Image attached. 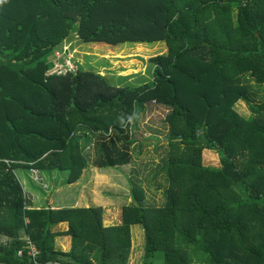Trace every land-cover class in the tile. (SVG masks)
Instances as JSON below:
<instances>
[{
	"label": "trees",
	"instance_id": "1",
	"mask_svg": "<svg viewBox=\"0 0 264 264\" xmlns=\"http://www.w3.org/2000/svg\"><path fill=\"white\" fill-rule=\"evenodd\" d=\"M74 25L84 42L164 41L167 54L137 87L110 85L104 64L46 76ZM117 57L146 69L141 54ZM253 85L264 88V0H0V264H34L27 239L43 264H127L133 225L143 228V264L157 252L163 264H264V97L255 100ZM239 101L249 117L235 111ZM151 104L168 110L165 204L144 206L133 186L114 226L100 206L53 209L58 192L83 180L77 133L93 137L96 168L125 167L132 121ZM206 149L219 168L203 165ZM20 169L66 180L31 208ZM61 223L67 230H54ZM61 236L67 251L56 247Z\"/></svg>",
	"mask_w": 264,
	"mask_h": 264
},
{
	"label": "rangeland",
	"instance_id": "2",
	"mask_svg": "<svg viewBox=\"0 0 264 264\" xmlns=\"http://www.w3.org/2000/svg\"><path fill=\"white\" fill-rule=\"evenodd\" d=\"M139 44H142V46H138ZM63 47L68 48L64 57L71 56L78 70L98 73L92 67V63L97 65L96 69L101 68V64H104L102 65L105 69L103 77L110 85L117 87H137L151 83L153 81V63L151 60L157 56L167 54L164 41L127 42L117 45H109L103 42H84L79 38L77 25L73 26L69 36L63 40L56 50L62 52ZM137 54H141L145 58L146 69L144 72L139 71L136 66L127 67L123 64L124 61L117 57ZM50 60L51 62L55 61L54 55L50 57ZM130 70L135 73L119 76L120 73L125 74ZM253 86L255 100L257 102L262 101L264 88ZM234 109L245 118L250 116L247 106L242 101L237 102ZM167 113L166 108L151 104L145 106L143 112L136 114L132 121L131 130L134 141L131 147V163L119 169L113 167L96 168L92 164L93 137L86 132L77 133L76 136L80 138V143L83 146L86 168L82 182L75 187H70L69 194H74L75 197L81 195L83 198L89 196L102 209L107 207V211L105 213L103 211L102 216L104 225L116 222L121 216L122 207L132 202L129 191L133 186L143 190L144 201L142 204L144 206L161 207L165 204L169 185L165 172L169 156V126L165 122ZM202 161L205 166L220 167L219 154L213 150H204ZM16 173L24 191L34 192L39 196V201L41 200L42 204L45 202L44 197H48L55 186L62 185L66 180L65 172L55 171L49 175L39 173L41 182L35 180V175L31 169H20ZM39 189L41 190L40 194H38ZM68 201H70L69 204L74 202L73 199ZM54 229L65 230V227L58 225ZM0 241L5 242L6 238L1 237ZM143 247L144 232L142 226H131V251L127 264H143ZM154 264H163L162 253L157 252L155 254Z\"/></svg>",
	"mask_w": 264,
	"mask_h": 264
},
{
	"label": "crops",
	"instance_id": "3",
	"mask_svg": "<svg viewBox=\"0 0 264 264\" xmlns=\"http://www.w3.org/2000/svg\"><path fill=\"white\" fill-rule=\"evenodd\" d=\"M165 50H166V48H165ZM53 177H55V176H53ZM39 179H40V176H39ZM40 191L41 190L39 189L38 194H40ZM64 191H66V190H64ZM69 191H70V189L66 192H63V191L58 192L56 194V196H54L53 200L51 199L53 201V203L51 202L50 204L52 205L53 209H55V208L58 209V208H62V207H80V206H88V205L100 206L99 204L95 203L92 200V198L89 196H88V198H83L81 195L75 197L74 194H69ZM26 194H27V203L31 208H42L43 206L46 205V201H48L49 197H50V195L48 197L45 196L44 197L45 202H43V204H42L41 200L39 201V196L36 195L34 192L27 191ZM71 199H73L74 202L72 204H69L70 201H68V200H71ZM106 209H107V207H104V209H103L104 213H105V211H107ZM120 223H121V217H119L116 222L109 223V225L107 224L104 226H114V225H119ZM58 225L64 226L65 230H67V227H68L67 223H61ZM65 230H59V231H65ZM55 242H56L57 249L59 248L61 251H67L70 247V239L66 236L57 237L55 239Z\"/></svg>",
	"mask_w": 264,
	"mask_h": 264
},
{
	"label": "built area",
	"instance_id": "4",
	"mask_svg": "<svg viewBox=\"0 0 264 264\" xmlns=\"http://www.w3.org/2000/svg\"><path fill=\"white\" fill-rule=\"evenodd\" d=\"M65 51H68L67 47H63L62 52L55 50L53 55L55 57V61L51 62L52 66L51 68L46 72V76H65L68 74H75L76 72V65L74 61L72 60L73 58L68 57L65 58L64 54ZM32 173L35 175V180H39V172L37 170L32 169ZM28 240V246L27 249L29 251V255L32 258V262L34 264H43L41 261L38 260V257L40 255V251ZM21 251L18 252V255H21ZM45 264H66L65 262L62 261H49L46 262Z\"/></svg>",
	"mask_w": 264,
	"mask_h": 264
}]
</instances>
